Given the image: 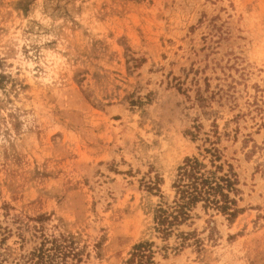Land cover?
Instances as JSON below:
<instances>
[{"label": "rangeland", "instance_id": "rangeland-1", "mask_svg": "<svg viewBox=\"0 0 264 264\" xmlns=\"http://www.w3.org/2000/svg\"><path fill=\"white\" fill-rule=\"evenodd\" d=\"M0 264H264V0H0Z\"/></svg>", "mask_w": 264, "mask_h": 264}, {"label": "trees", "instance_id": "trees-1", "mask_svg": "<svg viewBox=\"0 0 264 264\" xmlns=\"http://www.w3.org/2000/svg\"><path fill=\"white\" fill-rule=\"evenodd\" d=\"M201 168L202 165L197 160L188 159L180 169L176 185L179 199L173 213L168 214L165 210L160 211L157 218L160 227L168 226L170 218H172V222H169L170 225L180 218L185 219L189 214L188 212L198 202H205L208 207L234 216L236 211L230 212L233 201L229 200L227 194L224 193L225 188L232 189L233 182L231 179L228 177L221 178L220 181L214 178L210 179L201 172Z\"/></svg>", "mask_w": 264, "mask_h": 264}]
</instances>
